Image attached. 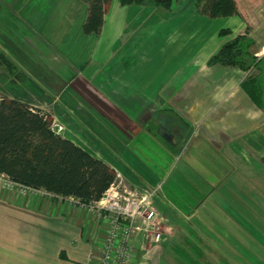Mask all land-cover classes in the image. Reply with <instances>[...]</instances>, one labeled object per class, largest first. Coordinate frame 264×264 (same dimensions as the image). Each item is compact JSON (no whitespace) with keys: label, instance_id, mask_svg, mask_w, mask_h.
Returning <instances> with one entry per match:
<instances>
[{"label":"crops","instance_id":"obj_1","mask_svg":"<svg viewBox=\"0 0 264 264\" xmlns=\"http://www.w3.org/2000/svg\"><path fill=\"white\" fill-rule=\"evenodd\" d=\"M11 1L18 4L21 0H0V11ZM45 1L53 4L50 10L30 8L23 14L20 8L13 13L32 37L26 42L23 36L12 46L0 42V54L9 60L0 63V68L14 70L11 79L17 83L11 89L0 85V96L43 111L47 109L28 100L31 91L39 93L44 102L58 99L64 107L57 112L70 130L61 136L103 160L117 176H123L128 188L140 192L162 180L154 159L130 146L138 139L156 140L151 130L159 125L172 134L171 144L176 149L168 148L167 153L172 152L175 161L186 160L199 170L214 171L227 163H260L258 159L264 156V79H258L259 69L251 74L262 94L258 106L242 88L247 71L207 64L223 42L244 32L247 17L240 12L237 0L238 15L219 17L201 13L193 0H174L168 10L147 4L132 8L110 0L99 33L91 34L82 31L87 15L83 0ZM134 11L145 13V17L140 26L128 31ZM247 23L253 40L249 52L260 63L264 60V30L257 31L260 23ZM223 28L230 32L221 36ZM54 49L65 57L55 59ZM150 49L156 50V59H149ZM164 56L189 60L193 72L183 75L175 70L165 76ZM101 57L107 67H99L91 79L83 77L88 62ZM41 79L47 90L36 83ZM25 84L29 91H19ZM166 114L187 121L184 134L190 133L185 142H181L180 123L165 122ZM259 168L264 170L261 165ZM15 191L0 185V264H96L107 234L103 218L70 199L22 197ZM155 198L153 207L162 239L152 243L142 231H136L130 240L135 262L164 264L161 243L174 232L166 225L170 221L160 206L162 197L158 194Z\"/></svg>","mask_w":264,"mask_h":264},{"label":"rangeland","instance_id":"obj_2","mask_svg":"<svg viewBox=\"0 0 264 264\" xmlns=\"http://www.w3.org/2000/svg\"><path fill=\"white\" fill-rule=\"evenodd\" d=\"M237 1L240 12L247 17L246 20L253 21L254 26L260 23L256 26V29L262 33L264 30V0ZM28 2L29 0H21L18 4H15L13 1L6 2L8 5L5 4V8H1L0 42L2 44L7 43V45L12 46V44L19 43L23 36L26 42L27 40L31 42L29 39L32 36L23 28V22L21 20L19 22L17 18H14L13 13H17L20 8L23 9V14H26L30 8L50 10L53 5L51 2H46L45 0H32L30 3ZM131 6L134 8L139 5ZM143 17H145V13H140V11L132 12L127 25L128 31L130 28L139 25ZM246 20L245 29L248 27L250 31L251 27ZM245 29L243 34H245ZM249 31L247 36L250 38ZM39 37L42 40L44 35ZM61 53L63 52L54 49V58H64L65 56L62 57ZM147 53L150 60L156 59V50L150 49ZM87 56L85 60L89 58ZM111 58L113 56L109 57V59ZM96 59L92 63L88 62L87 66L83 68V77L91 79L90 76L92 73L98 72L99 67L100 69L107 67L104 58L101 57L97 61ZM164 59L166 61V69L165 71L163 70L165 76L175 70H178L179 73L184 72L183 75H188L194 70L189 60L187 62L184 58H182L183 62L179 61V57L168 60L164 56ZM6 68V71L3 67L0 68L4 73L3 76H0V85L11 89L14 84H17L12 83L16 72L8 67ZM258 69V79H264V60L260 63L256 62L254 68L251 66L245 71L249 74H254ZM150 70L154 71L152 65H150ZM43 81L38 80L36 83L43 90H47ZM19 91H29L28 85H21ZM76 97H74V100H76ZM79 97L81 98V95ZM28 100H30L32 105L47 109L45 112H51L54 118H56L53 121V127L60 135L63 132H70L57 112V110H62L64 107L58 99L52 103L44 102L39 93L31 91ZM154 117H159V115ZM181 117L180 119L184 120V117ZM63 118L72 122L67 115H64ZM77 118L76 115H73V119ZM165 118L169 119L167 116ZM170 119H172L171 116ZM71 125L75 126L73 123ZM183 125L181 123L180 127L184 128ZM155 139H138L130 146V149L134 152L137 150L143 151L142 153L147 152L156 162L154 166L160 174L159 179L162 180L160 189L158 187L155 189L150 203L151 206H154L156 202L155 197L158 194L162 197L160 206H163L165 216L170 221L166 225H170L174 231L173 235L168 238L169 240L167 239L163 244L161 243L163 251L161 260L163 263L264 264V170L259 168V165L264 167L263 158L261 160L260 156L258 159L260 163L258 164L245 162H237V164L227 163L223 166L221 165V170L218 171L209 170L208 168L199 170L186 160L175 161L172 152L167 153L169 150L167 144L157 137ZM190 157H193V155L185 156V158ZM262 157L264 156L262 155ZM229 171L236 172L230 173ZM189 172H196L197 175L192 176ZM225 175L233 178L226 177ZM201 177L203 180L200 179ZM1 180L4 181L5 179L0 177L1 186L11 189L6 185V181L2 183ZM114 187L121 193L125 189L130 191L135 190L139 196L142 193H146V189L140 192L137 189L128 188L129 186L123 181V176L119 173ZM147 190L150 191V188H147ZM15 192L22 197L32 195L38 198L44 196L54 197L50 193L35 191L25 187H21ZM159 229L161 230V227ZM103 246L102 244L100 251L103 249Z\"/></svg>","mask_w":264,"mask_h":264},{"label":"trees","instance_id":"obj_3","mask_svg":"<svg viewBox=\"0 0 264 264\" xmlns=\"http://www.w3.org/2000/svg\"><path fill=\"white\" fill-rule=\"evenodd\" d=\"M83 1L87 4V15L82 31L84 34L99 33L110 0ZM118 2L122 6L147 4L169 9L173 0ZM195 5L209 17L239 14L234 0H195ZM245 30V34L223 42L210 56L207 64L242 70L255 65L256 59L249 52L253 40L247 36L249 28L246 27ZM229 32V29L223 28L219 34L222 36ZM0 57V63L9 62L3 54ZM242 88L252 102L259 106L261 90L251 74L248 73L247 78L242 81ZM166 116L169 119H165V122L175 120L176 123H183L184 128L180 127V131L184 134L186 122L176 115ZM151 133L170 149H176L157 134L156 127ZM189 133L184 134L181 142L187 140ZM0 174L17 185L48 192L54 198H73L83 204L100 199L117 178L116 171L111 166L61 136L53 127V119L49 113L7 96H0Z\"/></svg>","mask_w":264,"mask_h":264},{"label":"built area","instance_id":"obj_4","mask_svg":"<svg viewBox=\"0 0 264 264\" xmlns=\"http://www.w3.org/2000/svg\"><path fill=\"white\" fill-rule=\"evenodd\" d=\"M0 177L5 179L1 182L5 183L6 181V185L11 189L18 190L25 187L11 182L3 174H0ZM157 187L160 189V183L150 187V191L146 189V193L139 196L135 190L125 189L121 193L113 184L103 193L100 199L88 204L69 198L78 207L86 208L91 214L103 218L107 223L104 246L100 251L96 264H145L142 261H134L135 257L130 246V240L136 231H142L146 239H149L152 243L161 241L162 233L156 222L158 214L150 203ZM28 189L41 191L33 188Z\"/></svg>","mask_w":264,"mask_h":264},{"label":"water","instance_id":"obj_5","mask_svg":"<svg viewBox=\"0 0 264 264\" xmlns=\"http://www.w3.org/2000/svg\"><path fill=\"white\" fill-rule=\"evenodd\" d=\"M157 134L166 142L171 143L172 134L169 133L162 125L157 128Z\"/></svg>","mask_w":264,"mask_h":264}]
</instances>
